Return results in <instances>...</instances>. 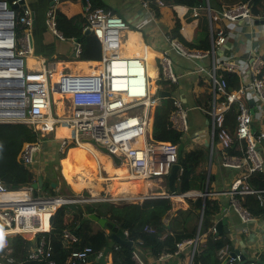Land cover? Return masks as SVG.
Here are the masks:
<instances>
[{
  "label": "built area",
  "instance_id": "built-area-1",
  "mask_svg": "<svg viewBox=\"0 0 264 264\" xmlns=\"http://www.w3.org/2000/svg\"><path fill=\"white\" fill-rule=\"evenodd\" d=\"M20 1L8 3L0 0V124L19 123L42 131L50 132L57 127H66L70 137L63 136V145L70 141L78 144V139H93L104 146L111 154L126 163L130 175L141 179H150L154 176L166 177L170 166L176 163L178 149L175 144L166 141H149L146 139L149 131L150 111L154 108L160 96H156V89L151 84L148 74V62L145 55L126 56L121 53L122 33L128 29L126 21L119 15L102 7L85 9V26L100 43L101 56L95 63L99 69L85 74L60 71L55 79L56 62H40L39 66H28L27 58L33 54L29 37L32 27L31 13L24 7L22 15L17 16L12 5ZM145 8L155 5L162 8L165 0H145ZM21 6V5H20ZM203 8L210 24L217 21H235L251 15L248 1L213 12L208 0ZM197 7L193 16H197ZM18 24V25H17ZM45 25L58 40L64 41L57 29L55 10L50 7L45 15ZM20 28L17 36L16 29ZM210 49L189 50L176 39L168 38L169 44L176 52L186 59L197 62L198 74H206L209 81L212 97L207 114L210 118V132L212 139L218 140L222 149L229 147L234 138L246 142L243 158L223 154L222 163L227 168H237L241 162H249L248 173L254 174L264 170V161L257 151L259 142L264 141V131L255 134L251 130L252 115L249 107L241 97L245 93L243 87L228 92L227 82L217 69L235 72L236 65L228 60L219 67L212 57L210 64L205 67L200 60L213 56L216 46L225 42L223 30L210 29ZM73 42V60L80 55L81 46ZM154 66H158V75L170 84H176L179 76L175 72L171 58L162 53L154 56ZM249 87L264 105V58L254 53L250 58ZM139 72L142 78L139 77ZM59 94L53 99V94ZM159 94V92H158ZM235 104L236 117L234 133L231 135L224 126L225 113ZM175 110L171 120L181 131L188 129L187 107L179 99H173ZM61 109L64 113H61ZM57 110H60L58 112ZM89 144V143H88ZM92 147V145H90ZM39 144L25 143L20 157L25 165H32L38 154ZM181 170V169H180ZM235 208L242 222L253 219L252 215L239 206L235 196L243 193H255L261 205H264V190H255L244 180H235L230 187ZM148 196L142 198L147 199ZM140 197L133 195L100 196L97 198L78 199L72 197H53L49 195H35L33 187L25 186L18 190H9L0 180V244L8 245V238L15 235L37 238L28 258L44 261V264H57L52 258L50 247L46 239L49 232V218L62 204L81 203L94 200L109 202H139ZM153 232L152 226L145 227ZM39 234V235H38ZM126 234V232H125ZM63 235L73 242L79 237L71 229L63 230ZM198 236L186 239L176 244L173 253H161L160 256L177 254L185 245H193L190 263L194 254V246ZM90 248L74 251L67 258L68 264H77V261L86 257ZM133 258L137 264H144L138 253L134 251ZM240 261L231 257L228 264ZM11 261V258H8ZM241 264H264L257 258Z\"/></svg>",
  "mask_w": 264,
  "mask_h": 264
},
{
  "label": "trees",
  "instance_id": "trees-1",
  "mask_svg": "<svg viewBox=\"0 0 264 264\" xmlns=\"http://www.w3.org/2000/svg\"><path fill=\"white\" fill-rule=\"evenodd\" d=\"M12 3L13 0H5ZM204 0H169L171 4H181L189 7H198L204 5ZM219 3V0H216ZM239 1V0H234ZM252 13H257L258 6L263 0H247ZM234 3L232 5L238 4ZM230 5V6H232ZM210 6V5H209ZM23 6L15 8L17 16H21ZM56 25L65 41L79 40L81 51L78 60L80 61H98L101 56L100 43L92 34L84 33L85 17L76 15L68 17L60 11L55 14ZM18 25V24H17ZM48 30L45 25V18L37 14L35 25L30 28L33 40V57L41 59L44 63L70 61V51H59L53 42L44 40V33ZM21 29L17 27L16 34L20 35ZM170 38L178 39L189 50L210 49V33L205 20L191 41H187L180 33L177 25L169 35ZM70 56V57H69ZM154 54L151 53V62ZM221 75L227 82L228 92L240 87L239 78L235 73L221 71ZM206 100L207 98L204 97ZM175 110L172 97L160 99L155 106L153 113L152 129L146 139L149 141H166L179 145L183 131L178 129L171 115ZM236 106L233 104L225 113L224 126L232 135L235 128ZM47 132L36 130L29 125L11 123L0 124V180L9 190H18L25 186H30L36 180L37 170L32 165H25L20 157L23 145L25 143L39 144L46 138ZM262 142V141H261ZM260 142V143H261ZM259 143V144H260ZM246 142L236 140L222 149L223 154L243 158L245 156ZM66 150V151H65ZM258 151V150H257ZM66 153V154H65ZM259 153V152H258ZM67 157V162L73 168L65 171L69 177L76 176V170L81 166H87L94 172L97 171L98 164L92 153L70 141L66 144L63 152L55 158V163L60 159ZM207 159V153L203 149L184 152L178 151L176 163L179 164L180 172L174 184V191L177 195L186 193L194 187V182L199 180L200 191H204L206 182V171L201 169ZM55 184L61 182L62 185L57 190L56 187L48 186L45 188L49 196H64L80 198L78 193L73 192L67 185L66 179L58 177L54 173L52 178ZM245 183L255 190H264V171L250 174L245 178ZM116 189L120 188V183H115ZM124 187L139 191L142 184L137 181L133 183H122ZM75 190H79V184L74 183ZM35 195L41 194V191L34 190ZM264 194V193H263ZM106 196V195H104ZM83 198H90L89 193L83 192ZM239 206L246 209L253 218L264 220V205L260 204L257 194L243 193L235 196ZM193 214L196 218L194 224L189 225L185 218H182V211L171 219V228L167 232L161 218L172 209V202L169 198L154 197L147 198L141 202H109L94 200L83 203H66L60 205L49 218V232H46V239L50 247L52 258L57 264H68L67 258L74 251H82L84 248H90L91 252L85 258L77 261V264H100L97 257L107 247L109 237L105 228L98 225L97 222L87 217L84 205L92 208L93 213L98 217L105 218L114 226L123 232H126L127 240H131L133 245L124 243H115L109 253L111 254L112 264H137L133 258V252L138 253L139 249H149L151 254L159 256L161 253H173L176 244L182 240L195 238L198 230L199 213L203 209L201 227L199 234L208 231L205 243L200 252H195L193 262L198 264H218L216 251L229 244L228 238L215 239L211 233L213 228V219L219 211V203L212 198L197 197L191 201ZM96 225L98 228L94 229ZM152 226L153 232L147 231L145 227ZM71 229L79 237L77 242H73L63 235V230ZM39 235V234H38ZM33 247L32 239L21 235H15L8 238L6 247L0 244V264H44V261L32 260L28 254ZM11 261H8V258Z\"/></svg>",
  "mask_w": 264,
  "mask_h": 264
},
{
  "label": "crops",
  "instance_id": "crops-1",
  "mask_svg": "<svg viewBox=\"0 0 264 264\" xmlns=\"http://www.w3.org/2000/svg\"><path fill=\"white\" fill-rule=\"evenodd\" d=\"M143 1L145 0H25L24 2L23 8L27 7L31 13L32 27L35 25L37 14L40 13V17L45 18L46 12L50 7L54 8L55 14L57 11H60L68 17L76 15H82L85 17L86 8H105L121 16L128 25V29L122 33L123 54H126V47L128 44L132 43L134 47L141 48L140 50L142 51L140 55H147V62L149 63L148 69H152L151 66L154 65V58L151 62V53H153L154 56L166 53L171 58L175 72L179 78L176 84H171V86L168 85V89H161V91L169 92V97L181 100L187 107L188 129L183 131L181 142L179 145H176L177 149L178 151L181 149L184 152L203 149L207 153V159L201 168L206 171V182L203 193L199 189V180H196L194 182V187L189 191L181 195L176 194V196H172L167 190V181L164 176H154L150 179L135 177L142 182L139 191L132 190L129 187L125 189L122 183L128 179L125 177L121 178L117 174L111 175V171H115L124 165L128 175H130L126 163L120 162V164H117L113 161L110 155L103 154L93 148L97 151L96 154H94L91 150L85 148L92 153L97 160V164L99 162L98 171L99 175L102 177L99 179H101L103 183L102 188L100 187L101 189L98 190L94 188L96 187L95 184L91 185V187H86L90 198H97L104 195L109 197L133 195L141 198L138 200L139 202H141L143 200L142 198L146 196L149 198H169L172 202V209L161 218L167 232L171 228V219L181 211L182 218L184 217L189 225L194 224L196 218L192 213L193 209L190 200L193 201L200 196H204V198H212L218 201L219 211L213 219L214 225L211 229V233L215 239L228 238L229 240L228 245L215 253L218 264H228V262L225 263L224 261L232 251H238L239 254H237L236 257L238 259L239 257H242L244 262L256 257L257 261L260 263L264 261V220L261 218H253L249 222H242L235 208L233 202L234 198L229 193L231 184L235 180H245L248 176L246 174L248 173L249 162H241V165L237 168H227L223 165L222 146L218 140L214 141L212 139L210 132L211 121L207 114V110L210 107L212 92L207 76L206 74H198L196 72L197 62L184 58L172 49L168 38H170L169 35L174 27L178 25L179 33L187 41H191L205 20L207 21L209 33L211 28L214 31H224L225 42L215 47L213 56L202 59L199 63L207 67L213 57L218 67L225 60L236 65V71L232 73L237 75L240 86L245 89V93L241 97V100L247 104L250 109L252 115L251 130L255 134H258L259 132L264 131V105L255 98L254 93L249 87V65L250 58L254 53H258L264 58V23L261 22V19H264V0L258 6V12H251V15L247 18H239L235 21H217L212 24H210L203 8L197 7L198 15L193 16L195 7L171 4L168 2L169 0H165L166 5L162 8H158L155 5L145 8L142 5ZM241 1L247 0H219V3L216 0H208V3L211 10L217 12ZM203 3L205 4L206 0H204ZM43 36L46 42H53L59 51L65 49L68 50L69 48L71 56L73 50L72 41L58 40L49 30H46ZM29 57L33 59L30 66L36 64L34 66L36 67L40 65V62L42 61L41 59H35L32 56ZM59 62H63L65 65L68 64L69 66L67 67L70 68V73H72L75 62L95 63L96 61H77L71 58L70 61L56 62V68ZM91 67L94 69V66ZM62 71H64V67L62 68ZM221 71L223 70L217 69L219 75H221ZM154 76L156 77L157 74H154ZM204 97H206L207 100ZM154 109L155 107L150 111L148 125L149 132L152 129ZM215 143H217V146H215ZM257 150L264 161V141L258 144ZM35 161L38 162L39 165L41 164L39 156ZM108 162H110V171L107 170ZM65 167L67 171L73 168L68 162H66ZM45 169V167H42L41 169L39 168L37 170V175L46 177L47 174L44 172ZM179 172L180 169L178 173ZM115 179L118 180L115 181ZM116 182L121 184V190L113 192L112 189L116 187ZM58 184L59 183H57L56 187ZM202 215L203 209L199 213L198 235H196L198 236V240L194 246V253L201 251L208 233V231H206L199 234ZM221 219H225L226 224L222 226L221 232L217 233L215 232L214 226L215 223ZM167 225H169V227H167ZM192 248L193 245H185L177 254H171L164 257H161L160 255L154 256L149 249L140 248L138 255L144 264H198L193 262V256L192 262L190 263ZM106 261L107 264H112L110 253L107 256ZM232 264H240V261L236 260Z\"/></svg>",
  "mask_w": 264,
  "mask_h": 264
},
{
  "label": "water",
  "instance_id": "water-1",
  "mask_svg": "<svg viewBox=\"0 0 264 264\" xmlns=\"http://www.w3.org/2000/svg\"><path fill=\"white\" fill-rule=\"evenodd\" d=\"M20 5L24 6V1H20L18 4L12 5V8L15 9L19 7ZM261 22L264 23V19H261ZM84 33L91 34L88 29L84 30ZM29 42H30V46L33 47V40L31 36L29 37ZM75 42L79 43V40L77 39L75 40ZM74 57H75V54L72 52L71 58H74ZM159 96H160V99L168 98L170 96V93L167 91H160ZM85 141L89 143L90 145H92L99 152H102L103 154H106V155H110L115 163L120 164L121 159L117 157L116 155L111 154L104 146L99 145L93 139H86ZM178 171H179V164L174 163L170 166L169 173L166 176L167 190L171 193L172 196H176V193L174 191V184L178 176ZM45 173L47 174L46 177L42 175H37L36 180L31 185L34 190H42L43 188H47L48 186L56 187L55 182L51 181L52 176L54 175L53 170L51 168V163L47 164ZM61 173L62 172L60 171V174ZM84 209L87 214V217L97 222L100 227L105 228L107 236L109 237L107 247L97 257V261L100 264H107V261H106L107 256L109 254L111 247L115 243H124L128 245H133V242L131 240L125 239L126 238L125 232L120 230L118 227L114 226L111 222L107 221L105 218L98 217L96 214L93 213L92 208H90L88 205H84ZM225 224H226L225 219L218 220L214 226L215 232L217 233L221 232L222 226ZM167 227H169V225H167ZM32 242H33V246H35L37 242V238H32ZM237 254H239L238 251H232L227 256L224 262L227 263L231 257L235 258ZM239 260H240V264L244 262L242 257H239Z\"/></svg>",
  "mask_w": 264,
  "mask_h": 264
},
{
  "label": "rangeland",
  "instance_id": "rangeland-1",
  "mask_svg": "<svg viewBox=\"0 0 264 264\" xmlns=\"http://www.w3.org/2000/svg\"><path fill=\"white\" fill-rule=\"evenodd\" d=\"M30 56H32L33 57V55H30ZM34 58V57H33ZM36 59V58H35ZM154 61L156 62V61H158V60H155L154 59ZM32 62H33V59L32 58H30L29 56H28V58H27V63H28V66H30L31 64H32ZM67 66H69L68 64H66L65 66H63L64 67V71H66V72H69L70 73V68L69 67H67ZM151 68H152V70L154 71V72H156V73H154L155 75L157 74V76L155 77V76H153L152 78H151V81H152V85H153V87H155V89H156V96H159V94H158V92H160L161 91V89H168L167 88V86L169 85V86H171V84L169 83V82H166V81H164L159 75H158V66H156V63H155V66L153 65V66H151ZM156 69V70H155ZM169 83V84H168ZM173 86V85H172ZM170 89V88H169ZM159 102H160V100H159ZM58 112H60V110H57ZM61 113H64L63 111H62V109H61ZM58 129H59V127H57V128H55V129H53L52 131H50L49 133L47 132L45 135H46V138H45V140L44 141H41L40 143H39V150H38V154H37V156H36V158H35V160L38 158V156H39V159H40V165H39V163L38 162H34L33 164H32V167L35 169V170H38L39 168L41 169L42 167H45V168H47V164L48 163H51V168H52V170H53V173H57L58 174V177L60 176H62L63 178H65L66 179V182H67V185L69 186V188L73 191V192H75V193H78V194H80L81 196H79L80 198H78V199H85V198H83L82 197V193L83 192H87L88 193V191H87V189H86V187H82L81 186V184H80V182L78 181V179H77V170H76V176L75 177H69V176H67V174L66 173H64L65 171H67V169H66V167H65V165H66V162H67V157H63L62 159H60L59 160V162L58 163H56V164H54L55 163V158L58 156V154L59 153H61V152H63V150L65 149V146L66 145H63V136L62 135H64V136H66V137H70V135H69V133L67 134V133H64V134H60V133H58ZM79 142H83L82 141V138H79L78 139V143ZM216 145L215 146H217V143H215ZM92 148H94L93 146H92ZM95 149V148H94ZM66 151V150H65ZM66 154V153H65ZM98 165H99V162H98ZM91 169V168H90ZM60 171L62 172L61 174H60ZM91 171L94 173V174H96V175H99V171H98V168H97V171L96 172H94L92 169H91ZM45 172V171H44ZM63 174V175H62ZM54 177V175L52 176V178ZM117 179H115V181H116ZM51 181H53L52 179H51ZM126 183H135V182H137V181H135V180H127V181H125ZM59 184H58V186L56 187V189L58 190L59 188H60V186L62 185V180H61V182H58ZM74 183H78L79 184V190H75V187H73V184ZM140 183H142V182H140ZM102 186H103V183H102V181L100 182V187L102 188ZM114 187V186H113ZM128 188V187H127ZM113 189H115V188H113ZM39 191H41V193H42V195H48L46 192V190H45V188H43L42 190H39ZM53 197H64V196H53ZM81 203H83V204H86L87 202H81ZM118 203V202H117ZM93 228L94 229H97L98 227L96 226V225H94L93 226Z\"/></svg>",
  "mask_w": 264,
  "mask_h": 264
},
{
  "label": "bare ground",
  "instance_id": "bare-ground-1",
  "mask_svg": "<svg viewBox=\"0 0 264 264\" xmlns=\"http://www.w3.org/2000/svg\"><path fill=\"white\" fill-rule=\"evenodd\" d=\"M135 33V32H134ZM129 34H132V33H129ZM138 34V33H137ZM134 35V34H133ZM136 36V35H135ZM139 36V35H138ZM134 38V37H133ZM128 43V41H127ZM123 48V47H122ZM127 48V52L126 54L122 53V50H121V53L123 55H126V56H130V55H134V54H138L140 55L141 54V51L140 50L141 48H136L133 46L132 43H129L128 46L126 47ZM145 51V49H144ZM146 59H147V55H146ZM148 60V59H147ZM28 64V63H27ZM65 65V63L63 62H59L57 64V68H56V72L53 74L52 78L55 79L57 77V73H59L60 71H62V68L63 66ZM91 66H94V69L91 67ZM99 69V66L97 63H93V62H75L74 63V69L72 70V73H77V74H85L87 72H91V71H96ZM148 74L153 77L154 76V72L152 69L149 68L148 70ZM139 77L142 78V74L139 72ZM53 99H58L59 97V94H56L54 93L53 94ZM58 133L60 134H64V133H69V130L66 128V127H59L58 129ZM78 146L80 147H84V148H87L89 150H91L94 154H96V150H94L90 144L88 143H84V142H79L77 144ZM108 160V159H107ZM111 160V159H110ZM112 164V163H111ZM111 167H110V162H108L107 164V170L110 171ZM105 170V169H104ZM109 173V172H108ZM113 174H117L119 177L121 178H127L129 180H135V181H139L141 182L140 180L136 179L133 175H128L127 173V170L125 168L124 165H122L119 169L115 170V171H111V175ZM108 175V174H107ZM117 176V177H118ZM99 178H102L100 175H96L94 174L91 169L89 167H85V166H82L79 168V170L77 171V179L78 181L80 182L81 186L84 188V187H91V185L95 184L96 187H94L95 189H101L100 188V182H101V179ZM118 180V179H117ZM125 189H127V187H124ZM119 190H121L120 188L119 189H112L113 192H118ZM150 190V189H149ZM130 191V190H129ZM111 193V192H110ZM152 193V192H151ZM96 197V196H95Z\"/></svg>",
  "mask_w": 264,
  "mask_h": 264
}]
</instances>
